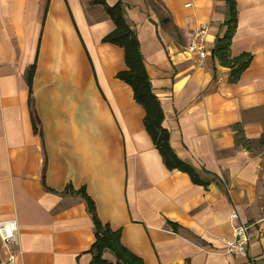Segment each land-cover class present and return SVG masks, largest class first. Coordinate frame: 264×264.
<instances>
[{
  "label": "crops",
  "instance_id": "0c3cea01",
  "mask_svg": "<svg viewBox=\"0 0 264 264\" xmlns=\"http://www.w3.org/2000/svg\"><path fill=\"white\" fill-rule=\"evenodd\" d=\"M105 1L122 2L170 145L205 184L164 163L117 76L124 49L102 42L114 29L102 4L0 0V221H16L17 264H91L94 222L80 189L144 264H264V0H235L224 58L215 50L226 0H160L164 16L148 0ZM201 25L203 59L187 51ZM33 63L42 137L28 103ZM233 211L250 225L246 256L226 252ZM5 257L0 240V264Z\"/></svg>",
  "mask_w": 264,
  "mask_h": 264
},
{
  "label": "trees",
  "instance_id": "16d2710c",
  "mask_svg": "<svg viewBox=\"0 0 264 264\" xmlns=\"http://www.w3.org/2000/svg\"><path fill=\"white\" fill-rule=\"evenodd\" d=\"M156 2L160 0H155ZM229 11V19L226 21L228 28L225 35L217 41L215 53L220 58L226 57L228 47L235 26L236 20V2L235 0H226ZM96 3L102 4L107 15L114 22V29L107 33L102 42L111 43L124 49L125 62L127 69L117 74L118 78L128 83L134 92L135 100L144 108V124L156 148L160 152L164 163L169 170H181L188 173L191 179L198 184H205L197 175L194 168L177 156L170 145V132L164 126V112L159 98L153 92L151 80L146 70L144 57L140 48L139 39L134 30L130 28L124 17V9L121 1L114 5H108L105 0H96ZM168 21L167 18L163 19ZM250 57L236 60V65L232 75L239 74L247 67ZM36 69V63L30 68L27 82L29 87V107L30 117L34 132L42 137V125L35 108L34 95L32 89V80ZM70 188V187H68ZM78 194L84 199L88 212L94 222L96 241L89 252L93 253L91 264H144L143 260L129 251L120 242V231H114L109 224L103 223L97 215L96 206L92 198L87 195L84 189H80ZM173 230H178V225L169 222ZM110 252L114 256V261L108 260L104 254Z\"/></svg>",
  "mask_w": 264,
  "mask_h": 264
},
{
  "label": "built area",
  "instance_id": "2783aa9c",
  "mask_svg": "<svg viewBox=\"0 0 264 264\" xmlns=\"http://www.w3.org/2000/svg\"><path fill=\"white\" fill-rule=\"evenodd\" d=\"M207 32V25H201L195 30L187 45V51L192 56L203 59L208 54L206 46ZM231 219L236 223L233 225V238L226 241V252L246 256L251 242L250 225L239 222V214L236 211L231 213ZM0 240L6 248V257L3 264H17L20 251L17 249L19 240L15 220L0 221Z\"/></svg>",
  "mask_w": 264,
  "mask_h": 264
},
{
  "label": "rangeland",
  "instance_id": "374dc122",
  "mask_svg": "<svg viewBox=\"0 0 264 264\" xmlns=\"http://www.w3.org/2000/svg\"><path fill=\"white\" fill-rule=\"evenodd\" d=\"M151 3V6H153L156 10V14H162L163 16L166 15V11L162 8L161 4L159 1H155V0H148ZM261 149L260 147H258L257 150ZM105 257L110 260V261H114V256L111 253H106Z\"/></svg>",
  "mask_w": 264,
  "mask_h": 264
}]
</instances>
